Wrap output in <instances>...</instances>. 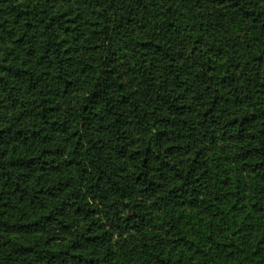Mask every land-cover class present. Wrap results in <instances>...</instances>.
Here are the masks:
<instances>
[{"label":"trees","instance_id":"trees-1","mask_svg":"<svg viewBox=\"0 0 264 264\" xmlns=\"http://www.w3.org/2000/svg\"><path fill=\"white\" fill-rule=\"evenodd\" d=\"M0 264H264V0H0Z\"/></svg>","mask_w":264,"mask_h":264}]
</instances>
